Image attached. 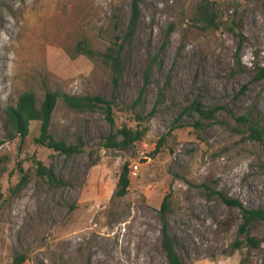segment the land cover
Wrapping results in <instances>:
<instances>
[{"label": "rangeland", "instance_id": "obj_1", "mask_svg": "<svg viewBox=\"0 0 264 264\" xmlns=\"http://www.w3.org/2000/svg\"><path fill=\"white\" fill-rule=\"evenodd\" d=\"M133 4L139 16L128 38ZM82 41L92 57L78 51ZM110 47H122L117 86L102 59ZM150 66L143 103L129 110ZM262 66L264 0H0V138L7 108L25 92L40 102L47 92L102 95L115 117L112 127L104 110L75 112L60 99L51 132L70 144L81 138L82 152L67 157L37 144L38 122L26 139L0 147V264L20 255L23 264H168L166 197L187 264H264V243L231 249L240 213L210 195L264 207V145L238 132L235 118L252 111L264 126ZM194 99L219 107L203 129L184 115ZM124 126L147 132L129 150L106 147ZM38 162L63 183L41 176ZM126 165L129 191L114 197ZM251 235L262 238L264 224Z\"/></svg>", "mask_w": 264, "mask_h": 264}, {"label": "trees", "instance_id": "obj_2", "mask_svg": "<svg viewBox=\"0 0 264 264\" xmlns=\"http://www.w3.org/2000/svg\"><path fill=\"white\" fill-rule=\"evenodd\" d=\"M200 15L206 18L209 22L212 17L207 11L206 5H202ZM139 16V8L137 4H133L132 16L128 28L127 37L131 38L137 26V19ZM78 51L82 54L93 56L94 52L86 41L78 44ZM122 47L116 49L110 47L102 54L104 64L109 66L113 72L114 85H118L119 76L122 71ZM153 66V65H152ZM152 66L146 72L145 84L140 92V96L130 106L129 110L136 111L143 103L144 93L149 83V74ZM258 79H264V66L259 68L257 73ZM164 92L160 93V99H163ZM63 100L64 104L75 112L94 111L102 109L105 112L107 119L110 121L112 127H115L114 117V102L102 95H61L59 92H47L43 101H39L34 92L23 93L15 106H10L6 110L7 122L5 125V136L0 138V147L7 142L13 141L18 137L22 140L31 135V125L33 122L40 124L39 136L35 138V142L39 145L53 149L67 157H71L83 151L84 146L81 138L77 144L67 143L65 140L57 139L51 132L53 113L60 101ZM219 107L206 105L203 100L194 99L191 104L184 109V115H190L195 118L193 125L196 128L203 129L206 121H214L217 119ZM136 117L139 121H144V117L136 112ZM237 122L238 132L247 135L249 139L264 145V126L258 116L254 112H248L240 116H235ZM141 124H139L140 126ZM177 127L182 124L178 121ZM147 132V128L136 129L127 126L122 127L117 133H111L107 138L105 145L110 148H117L121 150H129L137 142L141 141ZM120 136L121 138L119 139ZM37 171L41 176L48 179L51 184H62L53 168L46 167L42 162H38ZM130 170L126 165L119 177L117 189L114 197L122 198L127 195L130 187ZM214 195L221 199L225 205L230 208H236L240 213L241 223L238 227V237L232 243L231 249L241 250L247 248H259L264 243V236L262 238L252 236L251 230L257 223L264 224V207L252 208L246 206L239 198L232 197L222 191L212 190L210 195ZM171 206L168 197L163 201L160 209V218L162 221V248L166 255L168 264H187L183 257L179 254L178 243L172 237L169 231L168 216ZM25 260L24 255L17 256L14 264H23Z\"/></svg>", "mask_w": 264, "mask_h": 264}, {"label": "built area", "instance_id": "obj_3", "mask_svg": "<svg viewBox=\"0 0 264 264\" xmlns=\"http://www.w3.org/2000/svg\"><path fill=\"white\" fill-rule=\"evenodd\" d=\"M136 168L138 169V166H136Z\"/></svg>", "mask_w": 264, "mask_h": 264}]
</instances>
